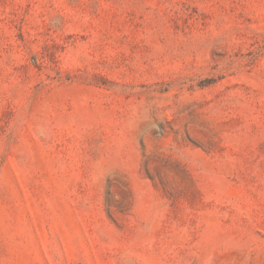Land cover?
Masks as SVG:
<instances>
[{"label": "rangeland", "instance_id": "rangeland-1", "mask_svg": "<svg viewBox=\"0 0 264 264\" xmlns=\"http://www.w3.org/2000/svg\"><path fill=\"white\" fill-rule=\"evenodd\" d=\"M0 264H264V0H0Z\"/></svg>", "mask_w": 264, "mask_h": 264}]
</instances>
